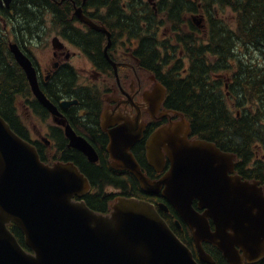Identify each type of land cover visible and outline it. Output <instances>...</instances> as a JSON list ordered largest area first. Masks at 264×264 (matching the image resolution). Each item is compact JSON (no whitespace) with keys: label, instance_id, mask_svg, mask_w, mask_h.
I'll use <instances>...</instances> for the list:
<instances>
[{"label":"water","instance_id":"water-1","mask_svg":"<svg viewBox=\"0 0 264 264\" xmlns=\"http://www.w3.org/2000/svg\"><path fill=\"white\" fill-rule=\"evenodd\" d=\"M4 2L10 7L12 0ZM54 46L59 48L57 41ZM10 52L37 99L56 113L29 57L17 44L10 45ZM166 94L167 89L157 84L146 99L157 110ZM179 115L180 121L148 140L149 161L158 172L166 168L165 151L170 160L171 169L162 180L149 179L131 153L143 137L139 118L136 132H130L132 122H127L112 135L114 167L130 171L146 193L161 194L170 203L192 231L201 263L216 264L205 244L216 248L228 264L263 261L264 188L236 174V155L208 141H190V124ZM67 133L72 147L96 159L89 143L70 127ZM89 190V180L75 164L46 165L37 149L0 116V264H200L155 205L121 198L104 215L75 199ZM160 208L167 210L163 204ZM11 224L23 233L31 252L17 241Z\"/></svg>","mask_w":264,"mask_h":264},{"label":"flooded vegetation","instance_id":"flooded-vegetation-1","mask_svg":"<svg viewBox=\"0 0 264 264\" xmlns=\"http://www.w3.org/2000/svg\"><path fill=\"white\" fill-rule=\"evenodd\" d=\"M46 1L41 5V11H37L38 15H35L37 24L27 25L19 20L24 13L21 7L23 0H12L10 7H7L4 0H0V12L3 14L0 15V29L8 36L10 30L14 32L12 40L33 62L39 87L56 109V113L51 112L37 99L27 76L19 67L28 85L25 92L20 91L13 106L18 120L19 136L36 147L45 164L62 162L76 165L89 180L90 190L75 199L84 201L94 211L108 214L120 198L143 199L158 208L178 236L187 237L190 234L192 237L189 227L182 224L184 221L180 216L182 221L174 216L170 209L172 206L161 194L146 193L134 174L114 167L115 159L110 146L112 135L115 136L117 130L127 122H132L130 132H136V119L139 118L144 125L143 137L132 147L131 153L143 172L154 181L161 180L169 171L170 161L167 154V166L162 172L150 165L148 140L154 132L181 119L171 113L173 109L167 106V100L155 110L146 99V93L151 92L157 83L165 84L162 78L169 71L166 65L168 61L162 64L157 60L156 66L160 67L157 71L145 64L139 50L144 39L152 38L153 46L162 61L166 54L176 52L174 59H171L172 63L178 64L182 61V69L178 74L181 79H186L191 74L188 52L179 40L184 34L197 33L192 31L197 28H193L192 20L199 12L193 10L185 16L180 15L178 25L173 28L167 25L169 11L166 12L168 6L172 10L173 1L171 5H167L166 0ZM85 18L107 32L95 29ZM132 20L138 21V29H135ZM47 32L50 33L52 51L47 66L43 68L34 55L33 47L43 45V34ZM56 41L59 48L54 46ZM14 42L8 41V45ZM76 62L86 66L79 70L73 64ZM61 79L67 81L64 86L59 87L57 82ZM24 116L28 119L25 120ZM91 122H95L94 125ZM68 127L77 137L91 145L96 159H91L71 146ZM191 136L193 141L200 139L193 135V131ZM137 147L140 148L139 151ZM100 149L103 150L110 168L116 172L129 173L147 196H136L135 183L130 178L116 183L93 182L84 171L83 163L80 165L78 159L64 157L66 150H75L81 154L85 163L101 167L103 156ZM91 197H97L104 208H95ZM161 204H166L168 209L160 208ZM184 228L189 230L188 234ZM23 240L25 241L24 235ZM25 249L30 251L28 247ZM194 253L197 255L196 249Z\"/></svg>","mask_w":264,"mask_h":264},{"label":"trees","instance_id":"trees-1","mask_svg":"<svg viewBox=\"0 0 264 264\" xmlns=\"http://www.w3.org/2000/svg\"><path fill=\"white\" fill-rule=\"evenodd\" d=\"M46 2L23 0L21 7L24 13L19 20L27 25L37 24L35 15H38L37 11H41V5ZM165 2L167 5L173 3L172 10L170 6L166 8V12L169 11L168 23L173 28L178 25L180 15L185 16L193 10L203 13L207 19L206 32L193 26L195 29L192 31L197 33L184 34L179 40L188 52L191 74L186 79H181L178 74L182 69V61L172 63L176 52L166 54L162 61L153 46L152 38L142 42L139 52L147 66L158 71L160 67L156 66L157 60L162 64L168 61L166 65L169 71L162 78L168 89L167 106L186 117L191 123L193 135L215 143L224 152L236 154L239 158L237 170L245 180H259L264 185V0ZM225 9L232 13L230 24L221 13ZM27 10L30 12L27 13ZM0 15L3 14L0 12ZM137 22L132 20L135 29L139 27ZM251 49L259 52L262 59L253 56ZM221 73L225 74L223 78L215 77ZM66 81L61 79L57 84L62 87ZM26 82L25 75L10 53L7 38L0 29V115L18 134V120L13 106L20 91H26ZM227 84L228 88L225 89ZM91 123L94 125L95 122ZM137 148L139 151L140 148ZM259 148L262 150L260 158L257 152ZM100 153L103 156L101 167L85 163L81 154L75 150H66L64 157L78 159L80 165L83 163L84 171L93 182L116 183L130 178L135 183L136 196H147L129 173L112 170L102 149ZM90 200L95 208H104L97 197H91ZM170 209L182 221L176 211L172 207ZM182 224L186 225L184 222ZM10 229L25 246L19 229L13 225ZM184 230L189 233L187 228ZM187 237L179 236L195 252L192 237L190 234ZM206 248L216 264H228L217 249L212 246ZM258 264H264V260Z\"/></svg>","mask_w":264,"mask_h":264},{"label":"rangeland","instance_id":"rangeland-1","mask_svg":"<svg viewBox=\"0 0 264 264\" xmlns=\"http://www.w3.org/2000/svg\"><path fill=\"white\" fill-rule=\"evenodd\" d=\"M221 13L222 15L224 16L225 20L230 24V22L232 21V13L230 10L228 9H225V10H221ZM196 16H203V14H198ZM188 18H190V16H188ZM203 18V17H202ZM203 25H206V22L204 21L203 22ZM7 27V26H6ZM10 25H9V29H10ZM10 35H6V38H7V41H10V42H14L12 40L13 36H14V32H11L10 30ZM43 33V32H42ZM42 36V35H41ZM50 33L47 32L45 34H43V45H40V47H37L36 45L33 47V51H34V55L36 56V58L38 59V62H40L43 66V68H45L50 60V57H51V51H52V47H51V44H50ZM15 43V42H14ZM250 53H252L253 56H255L256 58H258L259 60L262 59V56L260 55L259 52H257L255 50V52L251 49L250 50ZM74 65H76V67L80 70L81 67H85L86 65H83L81 63H73ZM19 105V104H17ZM25 120H27L28 118L26 116H24ZM39 129H42L40 126H38ZM32 128V127H31ZM38 129V128H37ZM257 152H258V157L260 158L262 156V150L259 148L257 149Z\"/></svg>","mask_w":264,"mask_h":264}]
</instances>
